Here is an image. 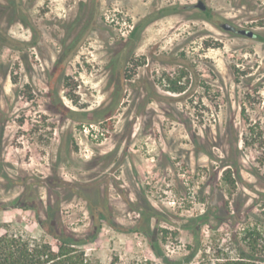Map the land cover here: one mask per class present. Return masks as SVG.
<instances>
[{
	"label": "rangeland",
	"instance_id": "374dc122",
	"mask_svg": "<svg viewBox=\"0 0 264 264\" xmlns=\"http://www.w3.org/2000/svg\"><path fill=\"white\" fill-rule=\"evenodd\" d=\"M197 1L25 0L48 28L54 58L64 39L91 29L66 67L71 82L55 84L61 106L35 76L39 96L22 94L18 50L0 47V113L7 120L0 234L23 229L55 242L37 211L49 225L91 237L85 248L103 264L115 256L123 264H168L158 254L180 258L196 239L208 243L212 230L205 224L200 234L193 221L203 214L218 225L239 208L256 214L245 226H264V0H204L214 20L250 28L256 38L227 36L192 18L201 12L191 7ZM132 23L138 29L128 39ZM11 34L18 38V24ZM193 45L206 48L199 68L208 81L197 88L180 66L190 64ZM116 52L123 66L141 57L172 62L151 64L160 89L149 105L127 79L117 80L122 102L107 121L108 136L97 141L78 126L103 130L94 113L114 93ZM183 70L187 79L177 83ZM176 84L184 86L180 92Z\"/></svg>",
	"mask_w": 264,
	"mask_h": 264
},
{
	"label": "flooded vegetation",
	"instance_id": "af4514ba",
	"mask_svg": "<svg viewBox=\"0 0 264 264\" xmlns=\"http://www.w3.org/2000/svg\"><path fill=\"white\" fill-rule=\"evenodd\" d=\"M85 1H80L81 4H84ZM192 8L200 9V14L194 15L192 18L196 20H203L210 22L217 26V28L229 35L236 37H248L256 38L257 34L254 30L247 28L245 26L238 25L229 20H219L216 21L213 19V12L210 10L208 5L204 0H198L195 4L191 5ZM78 18V17H77ZM18 24V38L11 34L13 27ZM89 24L87 27L84 26V29H80V33L75 34V36H69L62 42V48L60 52L54 58V55L51 54L47 46L46 37L44 35V30L48 32V28L44 29L38 24L36 19L33 18L28 6L25 3V0H0V47H9L11 49L18 50V89L22 94L30 92V96L38 97L39 96V87L34 80L37 78L44 83V86L48 89L47 94L50 100L56 101L60 106L62 105V100L60 98L64 97L60 94L59 90L56 91L55 84L63 78L64 85L71 82V76H66L65 73L66 67L69 66V62L73 55L77 53L79 47L81 46L84 37L86 36L87 30H90ZM128 29V39L134 38L135 32L138 29V25L135 23L129 24ZM117 29L121 30V27ZM86 31L84 32V30ZM245 30V32H242ZM28 32L29 34H25ZM250 32H253V35H249ZM85 33V34H84ZM125 35V32H123ZM228 38V37H225ZM225 38H214L215 40H220L224 42ZM210 43H216L213 39L208 40ZM195 43V42H194ZM205 44V43H204ZM220 44V43H218ZM193 45V51L191 55L190 64H185L183 61L180 63L181 67L186 68L191 73V84L193 87L200 86L203 83H206L207 78L201 73L199 65L203 63L204 58H201L202 55H205L201 51H204L206 48L209 49V46ZM184 54L181 53L180 56ZM119 56L116 54L111 58L113 65L112 75L115 83L113 84L114 93L109 102L105 105L99 107L95 111L97 116L96 123L106 132L105 137L108 136L109 130L106 126L107 121L113 118V114L117 106L122 102L123 95L120 94V89L118 87L117 80L127 79V82L132 88L134 95H136L138 100H143V105H149L152 98L157 97V91L160 89V85L156 80H152L150 75L155 69H151V64L155 62L169 63L172 61H163L162 59H154L153 61L147 57L135 58L133 61H127V66H123V62L117 64ZM114 60V62H113ZM147 60V62H146ZM116 63V64H115ZM131 64V65H129ZM183 64V65H182ZM140 69H143V73L140 72ZM213 70V69H212ZM27 71L30 72L29 78ZM239 71V70H238ZM185 70L182 71L177 83H184L182 81L187 79ZM34 74H42V76H37ZM73 81V80H72ZM74 83V82H73ZM75 84V83H74ZM175 87L179 92L183 89L184 86L178 85ZM30 89V90H28ZM122 91V88H121ZM35 93L36 96H34ZM61 95V96H60ZM1 108V105H0ZM6 118H3V114L0 113V169L2 174L5 173L3 168L4 158L2 157L3 152H5L6 146L3 145L2 141L6 129ZM87 123H81L78 126L79 130H84ZM91 124V122H90ZM102 140V138L100 139ZM103 141V140H102Z\"/></svg>",
	"mask_w": 264,
	"mask_h": 264
},
{
	"label": "trees",
	"instance_id": "16d2710c",
	"mask_svg": "<svg viewBox=\"0 0 264 264\" xmlns=\"http://www.w3.org/2000/svg\"><path fill=\"white\" fill-rule=\"evenodd\" d=\"M232 212L230 215L225 214L222 220L234 217L233 223L225 220L213 225L206 214L193 219L198 222L196 231L200 234L205 224L212 230L207 244L201 237L189 244L186 247L188 253L180 258L158 255L168 264H264V226L259 225L258 221L244 225L247 215L255 216L254 213L239 208ZM48 213L53 216L55 210ZM35 217L55 242L35 238L23 229H7L4 234H0V264H103L90 257L85 248L92 241L91 237H85L62 224L57 228L49 225L37 211ZM226 223H229V228L222 231ZM101 225L97 226L98 231ZM161 232L168 233L169 230L163 228ZM199 253L201 256L196 259ZM110 264L123 263L115 256Z\"/></svg>",
	"mask_w": 264,
	"mask_h": 264
},
{
	"label": "built area",
	"instance_id": "2783aa9c",
	"mask_svg": "<svg viewBox=\"0 0 264 264\" xmlns=\"http://www.w3.org/2000/svg\"><path fill=\"white\" fill-rule=\"evenodd\" d=\"M86 134L90 133V136L93 137L94 139H96L97 141H99L102 137H105V131L101 130L100 132H94L92 133L91 130L88 127H85L84 129Z\"/></svg>",
	"mask_w": 264,
	"mask_h": 264
},
{
	"label": "water",
	"instance_id": "95a60500",
	"mask_svg": "<svg viewBox=\"0 0 264 264\" xmlns=\"http://www.w3.org/2000/svg\"><path fill=\"white\" fill-rule=\"evenodd\" d=\"M242 32H245V30H243ZM249 35H253V32H250Z\"/></svg>",
	"mask_w": 264,
	"mask_h": 264
}]
</instances>
